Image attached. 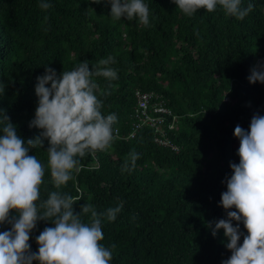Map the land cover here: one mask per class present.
Wrapping results in <instances>:
<instances>
[{
	"label": "trees",
	"instance_id": "obj_1",
	"mask_svg": "<svg viewBox=\"0 0 264 264\" xmlns=\"http://www.w3.org/2000/svg\"><path fill=\"white\" fill-rule=\"evenodd\" d=\"M47 2L52 6L44 10L41 0H0V109L21 138H34L41 130L29 122L37 107L36 78L45 68L59 74L87 60L91 71L112 56L109 67L118 79L110 95L97 94L102 114L117 115L119 135L110 149L86 154L82 169L60 189L47 167L48 142L30 150L45 166L40 199L52 191L79 196L77 213L84 203L104 213L122 202L115 221L101 217L109 264H221L231 256L227 239L222 229L213 237L208 223L227 218L220 201L223 181L232 175L229 164L239 163L236 125L247 130L253 114L264 116V84L248 80L264 63V0H242L243 7L255 5L243 20L226 16L220 6L187 17L173 0H144L148 27L138 19L113 20L108 0ZM95 79L103 90L107 82ZM135 91L154 93L148 114L157 116L153 107L162 102L176 115L175 127L166 115L162 135L146 124L137 127ZM133 149L140 156L136 167L122 172ZM50 226L38 222L30 234L33 253L36 238ZM10 227L0 225V232Z\"/></svg>",
	"mask_w": 264,
	"mask_h": 264
},
{
	"label": "clouds",
	"instance_id": "obj_2",
	"mask_svg": "<svg viewBox=\"0 0 264 264\" xmlns=\"http://www.w3.org/2000/svg\"><path fill=\"white\" fill-rule=\"evenodd\" d=\"M108 2L113 20L138 19L140 24L149 26V7L144 0ZM173 3L187 17L200 9L211 13L220 6L226 16L237 20H243L255 7L252 3L243 7L242 0H173ZM51 6L47 0H41L39 5L44 10ZM114 63L115 59L109 56L90 71L89 61L84 60L71 71L59 74L46 67L44 75L36 78L37 107L34 119L29 122V128L41 131L27 141L17 134V127L0 109V225L11 226L0 232V264H109L112 260L111 249L101 243L104 239L101 217L115 221L123 203L109 207L104 213H98L93 204L84 203L77 213L74 205L81 199L79 196L52 191L47 199L41 200L45 166L29 152L42 149L44 142H48L47 167L54 187L60 189L74 179V172L82 169L81 159L86 154L111 148L119 135V128L113 127L118 122L117 115L102 114L104 105L97 93L99 90L101 96L111 94L112 82L118 79L117 70L109 67ZM98 77L107 82L103 90L95 79ZM248 80L250 84H264V63L250 70ZM166 116L170 118L167 124L174 128L176 115ZM150 129L158 134L163 132L162 125L159 131ZM234 137L240 145L239 163L230 162L232 175L223 181L227 190L221 193L220 201L227 218L211 221L208 227L213 237L222 229L227 239L225 246L231 256L221 264H264V116L253 114L247 130L236 125ZM166 146L179 150L169 142ZM139 158L134 149L130 151L121 171L131 173ZM41 221L52 226L40 232L36 238L38 251L33 253L30 234ZM241 223L247 235L241 232Z\"/></svg>",
	"mask_w": 264,
	"mask_h": 264
},
{
	"label": "built area",
	"instance_id": "obj_3",
	"mask_svg": "<svg viewBox=\"0 0 264 264\" xmlns=\"http://www.w3.org/2000/svg\"><path fill=\"white\" fill-rule=\"evenodd\" d=\"M135 97L137 101V108L135 117L140 120V123L137 125V127H141L142 124L148 125L150 128L155 129L156 131L160 130V126L162 125L164 121V116L170 114V110L166 109L162 102L158 103L155 102L156 105L153 107V113L157 114V116L153 117L148 114V112H151V107L149 106V100L151 98H154V96L151 93H141L139 91H135ZM156 99V97H155ZM152 106V104H151ZM164 132H160L162 135ZM156 142L161 145H167L168 141L161 140L159 138H155Z\"/></svg>",
	"mask_w": 264,
	"mask_h": 264
},
{
	"label": "rangeland",
	"instance_id": "obj_4",
	"mask_svg": "<svg viewBox=\"0 0 264 264\" xmlns=\"http://www.w3.org/2000/svg\"><path fill=\"white\" fill-rule=\"evenodd\" d=\"M154 95V93H152Z\"/></svg>",
	"mask_w": 264,
	"mask_h": 264
}]
</instances>
